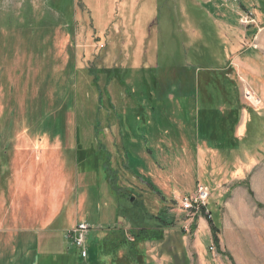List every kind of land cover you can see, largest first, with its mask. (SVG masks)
<instances>
[{"label": "rangeland", "instance_id": "1", "mask_svg": "<svg viewBox=\"0 0 264 264\" xmlns=\"http://www.w3.org/2000/svg\"><path fill=\"white\" fill-rule=\"evenodd\" d=\"M61 7L0 0V225L39 230L37 264H90L110 229L134 242L120 208L138 193L148 224L172 221L110 264H264V0ZM199 185L209 217L181 207ZM81 222L84 258L65 231Z\"/></svg>", "mask_w": 264, "mask_h": 264}, {"label": "trees", "instance_id": "2", "mask_svg": "<svg viewBox=\"0 0 264 264\" xmlns=\"http://www.w3.org/2000/svg\"><path fill=\"white\" fill-rule=\"evenodd\" d=\"M234 120L238 122V119H236V116L233 118V121ZM234 127L235 126L232 122V125L229 127L230 128L229 132L231 134L229 135V133H227L229 136L228 140H226V141L224 140L221 142L222 145L225 144L226 147H229V148H227L228 150H232L236 146L238 147V145H239L238 144L239 140L237 138H235L233 135ZM119 147H122V146L119 145ZM122 148H124V147H122ZM141 181L144 182V184L142 186L145 188V190L148 189L149 191L153 192L160 200H165V197H163L162 193L159 190H157L156 188H154V186L150 182L143 181V180H141ZM143 187H141V189H144ZM128 195L129 196L127 198H128V200H130V197L133 195V193L130 192V194H128ZM138 197H139L138 193H137V195H135V193H134L132 205L129 207L122 205L121 206L122 208H120V211H121L120 215L122 216V218H124L126 221H128L131 224V228H130L131 230L129 232H131L132 234H136V238H134V237L132 238V242L133 241L134 242L133 243L130 242V244H129L130 246L128 244L117 245L115 243V241L121 235V232L120 233L117 232V235H115V233H116L115 228L110 229L111 230V237H108V240L106 238V240L103 239V241H102L103 246H106L107 243L111 242L110 246H113V248H115V250H111L112 252L110 251V253H113V255H115L117 253V249H119V247L121 249H124L126 247H130L131 250H132V248H134L133 250L136 251V248L139 245V242H145V241H148V240L153 239V238L154 239L162 238L163 237L162 233H163L164 227L172 221V220H167L168 217H167V215H165V211L160 210V212L158 213V216L154 217L155 218L154 223L151 225L148 224V222H146V220H147L146 215L147 214L144 213V210H142L141 203H139V202L136 203V199H138ZM129 205H130V203H129ZM208 222H210L209 225H210V233H211L212 242L216 246L217 250H219V240H218V236H217L218 227L214 225V223L211 219H208ZM211 224H212V226H211ZM140 246H138L137 249H139ZM142 252L143 251L141 249L139 251V253H137L136 256H140L142 254ZM110 253H108V254H110ZM220 253H221V251H220ZM137 261H138V258H137ZM135 262L136 261H134L133 263H135ZM231 263L233 264V261H231ZM142 264H147V261H142Z\"/></svg>", "mask_w": 264, "mask_h": 264}, {"label": "crops", "instance_id": "3", "mask_svg": "<svg viewBox=\"0 0 264 264\" xmlns=\"http://www.w3.org/2000/svg\"><path fill=\"white\" fill-rule=\"evenodd\" d=\"M73 2H75V0H52V7H53V9H55L57 11H63L61 6L65 5L67 10L68 11L70 10V12H71ZM143 123L148 124L150 122H148V119L145 118V120L142 122V124ZM0 227H1V230L4 229V231H6L5 232L6 236L14 235L15 236L14 238L17 240L14 253H12L11 256H9L6 253L3 254V252H2V256L0 257L1 264H37L38 263V261H36V258L38 256V254H37V251H38L37 244L38 243H37L36 236H37V232L39 230H37L35 228V226H18V225L12 226V225H9V227L6 228L5 223H4V224L0 225ZM45 229L47 230V228H44L43 230H45ZM4 237H5V235H3L2 238H0V244H1L0 246L1 247H3L2 241H3ZM24 237H27L28 239L26 241H24ZM103 238H100V242L103 241ZM107 239H108V237H107ZM75 250H76L78 257L81 258V256H79L78 250L77 249H75ZM94 257H95V259L97 257V259L93 263L90 262V264H110V262H112L113 259L116 258V256L113 255V253L107 254L106 252H103L102 247H101V250L99 247L98 254H96V256H94ZM146 257H147V255L144 254V261H145Z\"/></svg>", "mask_w": 264, "mask_h": 264}, {"label": "built area", "instance_id": "4", "mask_svg": "<svg viewBox=\"0 0 264 264\" xmlns=\"http://www.w3.org/2000/svg\"><path fill=\"white\" fill-rule=\"evenodd\" d=\"M209 197L208 188L199 185L193 195H188L181 200V207L191 213L194 217L197 215L210 216L206 210V200ZM87 235V226L85 223H78L71 229L66 230V237L70 243L79 250L81 257L87 256L85 246Z\"/></svg>", "mask_w": 264, "mask_h": 264}, {"label": "water", "instance_id": "5", "mask_svg": "<svg viewBox=\"0 0 264 264\" xmlns=\"http://www.w3.org/2000/svg\"><path fill=\"white\" fill-rule=\"evenodd\" d=\"M131 200H132V198H131Z\"/></svg>", "mask_w": 264, "mask_h": 264}]
</instances>
